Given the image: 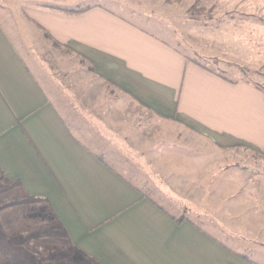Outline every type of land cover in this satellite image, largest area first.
Here are the masks:
<instances>
[{"label":"crops","instance_id":"1","mask_svg":"<svg viewBox=\"0 0 264 264\" xmlns=\"http://www.w3.org/2000/svg\"><path fill=\"white\" fill-rule=\"evenodd\" d=\"M163 2L186 16V27L180 34L171 28L169 39L101 5L27 11L141 103L220 147L246 148L264 160V87L206 63L264 72V0H201L211 12L197 20L188 15L195 0ZM98 155L107 160L78 137L0 24V173L48 200L79 253L76 264H251L227 239L170 213ZM223 190L246 192L251 205L264 208V181Z\"/></svg>","mask_w":264,"mask_h":264},{"label":"rangeland","instance_id":"2","mask_svg":"<svg viewBox=\"0 0 264 264\" xmlns=\"http://www.w3.org/2000/svg\"><path fill=\"white\" fill-rule=\"evenodd\" d=\"M195 3L204 7L201 0ZM96 5L168 39L171 28L180 34L186 27V16L166 8L163 0H0V24L84 143L170 213L194 219L264 263V208L251 205L246 192L230 197L232 192L221 191L264 181L263 158L246 148L220 147L141 103L99 75L90 61L57 41L27 11ZM206 61L229 77L264 87L262 70ZM78 256L52 207L0 173V264H76Z\"/></svg>","mask_w":264,"mask_h":264},{"label":"trees","instance_id":"3","mask_svg":"<svg viewBox=\"0 0 264 264\" xmlns=\"http://www.w3.org/2000/svg\"><path fill=\"white\" fill-rule=\"evenodd\" d=\"M87 9H89V7L84 8V9H79V10L61 9V11H64V12H66V13H77V12H84V11H86ZM210 12H211L210 9H207V8H205V7H200V6H198L197 3L191 5V6L188 8V15H189L191 18L196 19V20H197V19H203V18H206ZM98 158H99L100 160H102L103 162H105L107 165H109V166L112 167V165H110V163H109L107 160H105V159L103 158V156L98 155ZM112 168H114V167H112ZM114 169H115V168H114ZM117 172H118V171H117ZM118 173H119V172H118ZM120 175H122V174L120 173ZM122 176H123V175H122ZM128 181H129V180H128ZM33 198L36 199V201L48 202V200L45 199V198H35V197H33ZM183 219H184V218H182V217H180V218H179V217L176 218V220H177L178 222H182ZM238 255H240V257H242L243 259H245L247 262H249V263H251V264L253 263V260H251L250 257H249L248 255H246V254H240V253H238Z\"/></svg>","mask_w":264,"mask_h":264}]
</instances>
